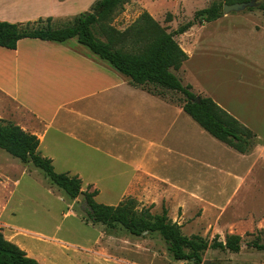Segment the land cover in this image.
I'll use <instances>...</instances> for the list:
<instances>
[{
    "label": "rangeland",
    "instance_id": "374dc122",
    "mask_svg": "<svg viewBox=\"0 0 264 264\" xmlns=\"http://www.w3.org/2000/svg\"><path fill=\"white\" fill-rule=\"evenodd\" d=\"M214 1L130 0L111 25L124 30L147 4L158 24L172 33ZM226 1L231 0H217L220 4ZM256 2L258 6L238 13L224 14L222 9L217 20L196 23L186 33L174 36L188 54L177 77L184 86H191L195 95L211 98L252 131L254 144L247 153L240 154L215 140L183 113H178L175 126L167 132L166 146L156 153L143 141L160 142L165 134L163 119L146 120L140 126L128 124L127 113L120 122L126 130L116 133L114 141V150L126 161L145 157L146 164L158 159L150 164L153 173L141 178V186L131 188L126 195L136 200L138 209L152 206L151 214H161L165 208L169 221L187 237L197 235L209 242L216 235L221 241L230 235L241 238L238 253L203 252L202 260L207 264H264V251L246 246L256 238L264 243V11L260 9L264 0ZM34 93L26 99L37 109L44 103H58V94L42 88ZM164 97L181 109L180 93L165 92ZM145 110L149 108L145 106ZM100 115L107 117L101 111L96 116ZM82 124L93 129L97 143L106 144L104 125ZM49 141L39 147L41 155L49 149ZM87 155L103 168L94 173L99 177L80 179L81 191L92 192L94 188L87 186L94 184L99 192L94 197L97 203L117 205L124 197L127 179L116 176L118 172L130 175L129 168L115 163L110 169L100 154ZM53 167L55 172L64 173L80 163L59 161ZM86 210L77 198L67 199L40 170L0 150L1 233L39 264H192L173 260L159 235L135 237L120 226L107 229L92 223Z\"/></svg>",
    "mask_w": 264,
    "mask_h": 264
},
{
    "label": "trees",
    "instance_id": "16d2710c",
    "mask_svg": "<svg viewBox=\"0 0 264 264\" xmlns=\"http://www.w3.org/2000/svg\"><path fill=\"white\" fill-rule=\"evenodd\" d=\"M231 0L225 4L249 2ZM129 0H98L91 12L80 14L73 24L53 28L51 18L35 22L8 23L0 21V47L15 50L17 43L26 38L62 43L76 38L100 59L108 62L118 73L128 77L131 84L148 93L163 95L164 92H178L182 95V111L203 131L215 140L226 144L234 151L245 154L254 144V134L236 118L223 110L209 97H198L191 86H184L176 73L187 60V54L180 48L174 36L182 35L196 23H210L220 17L224 4L215 0L207 8L198 11L194 19L174 32H167L148 13H141L123 31L111 25L116 14L122 12ZM264 11V4L260 6ZM100 36V37H99ZM198 99L195 103L194 100ZM39 140L24 132L20 127L0 120V149L23 164H31L44 173L48 181L59 188L73 201L83 194L88 203L87 218L94 224H102L113 230L120 226L135 237L157 234L166 245L169 255L175 261L202 264V253L206 250H220L238 253L241 238L226 236L221 241L216 235L211 242L200 236H184L176 223H171L167 210L151 214L152 206L138 209V203L130 196L117 205L108 206L94 200L97 191L82 192L81 180L76 176L56 173L52 161L42 157L38 151ZM90 186L87 187L89 189ZM257 251H264V243L256 238L246 244ZM0 264H39L27 256L16 244L5 239L0 229Z\"/></svg>",
    "mask_w": 264,
    "mask_h": 264
},
{
    "label": "crops",
    "instance_id": "0c3cea01",
    "mask_svg": "<svg viewBox=\"0 0 264 264\" xmlns=\"http://www.w3.org/2000/svg\"><path fill=\"white\" fill-rule=\"evenodd\" d=\"M97 1L0 0V21L26 23L51 18L53 28H56L53 26L56 23H65L62 27H66L73 24L80 14L91 12ZM143 7L141 13L146 12L155 21L158 20L147 4ZM82 46L76 38L62 43L26 38L17 43L15 50L0 47V120L36 136L39 147L49 138V149L43 156L39 147L38 151L42 157L52 161V166L59 161L80 163V167L63 171L69 176L79 179L84 176L99 177L94 173H98L103 166H98L96 158L87 155L89 152L103 156L110 169L115 163L126 166L131 174L118 172L116 176L127 179L124 199L131 193V188L141 186V178L153 173L150 164L158 159L147 160L146 164L145 157L130 162L123 159L119 150H114L116 135L126 130L120 127L122 117L128 113L127 123L136 122L140 126L145 125L146 120H164L165 134L160 142L143 141L149 148H155L156 151L152 152L156 153L166 146L163 142L169 134L167 132L175 126L178 113H185L164 97L165 92L163 95L151 94L132 85L128 77ZM38 88L58 94L57 105L44 103L41 109L33 107L26 98L34 96ZM11 105H15V109ZM145 106L149 110H145ZM100 111L107 117H97ZM82 122L104 125L107 128L103 133L106 144L97 143L93 138V129ZM109 177L114 176L111 174ZM90 188L97 191L94 184H90Z\"/></svg>",
    "mask_w": 264,
    "mask_h": 264
},
{
    "label": "water",
    "instance_id": "95a60500",
    "mask_svg": "<svg viewBox=\"0 0 264 264\" xmlns=\"http://www.w3.org/2000/svg\"><path fill=\"white\" fill-rule=\"evenodd\" d=\"M258 5H259V3L256 2V0H251V1L245 2V3H235V4H229V5L224 4L223 5V13L224 14H228V13H232V12L238 13V12L245 11L246 9L256 7ZM194 102L197 103L198 99L196 98L194 100ZM77 200L79 202H82L83 206H85L88 209V203H87V200L85 199L83 194H80L77 197ZM144 235H146V233H144ZM202 264H207V262H203Z\"/></svg>",
    "mask_w": 264,
    "mask_h": 264
}]
</instances>
